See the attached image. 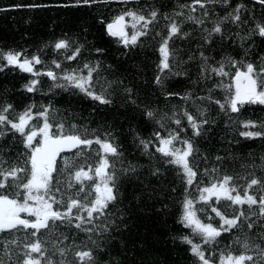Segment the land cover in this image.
Returning a JSON list of instances; mask_svg holds the SVG:
<instances>
[{
	"label": "trees",
	"instance_id": "16d2710c",
	"mask_svg": "<svg viewBox=\"0 0 264 264\" xmlns=\"http://www.w3.org/2000/svg\"><path fill=\"white\" fill-rule=\"evenodd\" d=\"M72 2L74 0H0V9H4L0 11V49L5 52L20 51L29 58L39 55L42 63L35 65L34 70L45 72L51 68L61 75L62 70L82 67L85 61L94 63L100 60L101 77L124 81V85L117 86L113 90L114 94L111 97L113 103L101 105L80 93L78 89L55 87L56 82L46 75L35 77L31 73L22 72L19 68L9 67L0 72V107L11 104L13 111L8 115L10 118H15L32 105L33 120L30 125L36 127L44 122L43 118L36 114L47 107L50 109V123L53 125L64 123L67 133H78L89 139H93L96 135L103 137L104 133L111 132L123 154L121 160L109 158L115 161L116 169L126 167L130 162L139 165L140 168L138 178H128L118 172L119 200L109 209L112 214L110 218L116 219L118 229L114 228L110 230V234L97 236L95 233H85L74 226L62 224L55 233L45 232L41 236L42 241L45 242V255L51 257L55 264H60L61 260H65L66 264H76L75 251L93 249L100 264H199L190 252V245L182 243L180 239L182 236H188L194 243L202 244L200 236L194 235L190 228H185L178 222L183 212L185 197L193 201V207L197 209V216L202 222L219 226V217L211 212L209 205L219 208L229 217L237 215L240 211L249 213L248 206L229 207L230 202L227 201L217 204L215 197L209 201V204H204L199 200L201 194L199 190L217 182L224 175L234 177L232 183L241 194L253 177L264 180V136L249 139L239 134L245 130L264 131V128L242 127L245 121H252L257 125L264 124V105L245 104L240 107L239 112L232 113L229 109L226 115L221 110L220 104L215 103V101L225 103L226 99L235 92L232 77L236 69L230 66L229 58L256 65H260L264 58V41L260 37H254L251 42L242 40V37H247L257 23L264 24V6L256 4L254 0H231V7L227 8L219 3L206 5L209 16L205 18L202 16L204 10L198 5H193L197 11L191 14L204 19V24L201 26L186 20L189 10L180 7V5L192 4L193 0H129L128 3L110 0L107 4H95L91 7L56 6ZM33 3L50 6L37 9L14 7L18 4ZM238 3L246 6V11L242 13V22L239 25L225 23L224 38L221 39L217 35L214 36L212 44H206L204 36L207 33L204 29H211ZM129 9L140 12L146 17L152 10L158 11L156 22L150 25L149 35L141 37L140 46L130 50L119 44L116 38L109 37L104 30V24L100 23L101 20L110 22L113 17ZM180 11H183L185 16H175V13ZM164 16L182 22V31L190 35L175 38L171 42L172 47L177 51V59L183 62L177 70H184L187 75L169 76L161 88L154 83V79L157 74L156 66L160 60L157 49L162 36L168 34L166 25L170 22L165 20ZM126 21L131 23L128 17ZM128 31H132L131 27ZM60 38L75 41L73 47L77 43L84 45V50L77 60L65 59V55L71 54V50L64 54L53 51L51 45ZM97 47L105 50L102 55L96 54ZM201 52L209 58L208 64L212 67H219L223 62L226 65L225 71L229 75L221 77L213 74L209 79H203L201 66L204 62L200 56ZM189 57L193 59L189 60ZM53 60L61 62L62 69H55ZM0 63L4 62L0 61ZM240 67L244 70L242 64ZM32 79H38L39 84L37 91L29 93L23 86ZM59 83L65 82L60 80ZM124 86L133 88L132 98L135 99V104L131 103L123 92ZM168 93L178 95L169 96ZM186 93H191L192 99L187 101L181 99ZM209 96L211 100L199 99ZM145 109L155 111L156 118H162L164 127H160L155 120L147 119L144 115ZM185 110L197 121L205 118L209 120V123L204 125L201 136L192 135L193 130L183 115ZM201 112H204L203 116ZM174 119L180 120L179 126L173 122ZM73 124L77 126L75 129L72 128ZM52 130L55 132V127ZM156 131L164 137H167L169 132H178L181 140L193 141L198 151L190 157L192 166L197 172L192 185L184 182L176 166L164 163L160 154L155 153L154 147H151L150 151L154 153L155 159H150L138 146L139 141L135 139L137 135L145 140H154L153 133ZM22 139L18 133L12 132L0 137V157L7 161L4 167L16 165L26 167L28 150L24 148ZM175 146L183 147L180 141H177ZM77 151H83V155L76 156ZM98 152L99 145L93 144L91 148L82 146L81 149L60 153L57 157L59 167L64 168L65 158L73 166L58 174L61 183L56 185L60 189L55 193L57 199L66 203L69 197L82 199L85 196V193L77 194L80 186L74 181H71L73 188H68L69 172L81 166H84L85 170L89 166L94 167L99 160ZM217 156L222 159L217 160ZM153 167L160 168L161 174L152 176L150 172ZM214 168L218 171L214 172ZM90 183L85 182V185ZM87 190L91 191V188ZM15 191L9 189L8 194L14 195ZM53 191L55 192V188ZM2 192L4 190L0 189V193ZM249 194L259 196L258 186L250 189ZM53 207L60 211L64 210L62 205H53ZM80 214L86 216V213ZM121 214H123L122 222L119 219ZM103 219L102 217L95 223L102 225ZM249 222L255 225L252 230L247 227ZM240 224L239 228L222 233L217 238V243L202 244L206 255L217 264L222 252L255 256L253 248L246 250L241 246L244 240L264 246V239H261L264 236V218L258 215L250 216L249 220L242 218ZM64 236L67 239H63ZM89 236L92 240L101 243L105 251H96ZM24 237L23 230L15 233H0V246L11 239H17L22 246L25 242ZM60 240L63 242L59 243ZM53 241H57L59 247L69 249L65 257L59 255ZM0 256H2V247H0ZM15 259L16 256L13 255V260Z\"/></svg>",
	"mask_w": 264,
	"mask_h": 264
},
{
	"label": "snow or ice",
	"instance_id": "6c2138e0",
	"mask_svg": "<svg viewBox=\"0 0 264 264\" xmlns=\"http://www.w3.org/2000/svg\"><path fill=\"white\" fill-rule=\"evenodd\" d=\"M109 2L110 0H74L72 3H63L56 6L64 8L91 7L95 4H107ZM119 2L128 3L129 0H119ZM254 2L264 6V0H254ZM216 3L222 4L226 8L231 7V0H193L192 4L180 5V7L189 10L186 20L203 26L204 19L191 14L197 11L193 5H198L200 9H203L202 16L206 18L209 16L206 5ZM49 6L33 3L27 5L18 4L14 7L37 9ZM3 10L0 9V11ZM244 11H246V6L243 3H238L232 8L231 12L221 17L220 21L215 23L211 29H204L207 33L204 36L205 43L212 44L214 36L217 35L223 39V25L229 22L239 25L242 22V13ZM175 16H185V13L183 11L176 12ZM126 17L130 18V24L126 21ZM157 17L158 11L155 9L149 12L147 17L140 12L129 9L113 17L110 22L101 20L100 23L104 24V30L109 37L116 38L119 44L125 49L130 50L131 48L140 46V38L149 35L151 30L150 25L156 22ZM164 19L170 22L166 25L168 34L167 36H162L157 49L160 60L156 66L157 74L154 79V83L161 88L169 76L187 75L186 71L177 70L180 63L183 62L177 59V51L172 47L171 42L175 38H184L190 35V33L182 31V22H178L176 19L168 16H164ZM137 25L140 27L138 28ZM129 27L132 29L131 32L128 31ZM157 35L161 34L157 33ZM257 36L264 41V24L257 23L255 28L249 31L247 37H242V40L251 42ZM74 43L76 42L68 38H60L51 47L58 54L68 53L71 50V54L65 55V59L73 61L77 60L84 50L83 44L77 43L73 47ZM104 51L103 48H95L97 55H102ZM200 56L204 62L201 66V77L203 79H209L213 74L221 77L229 75L225 71L226 65L223 62L220 63L219 67H212L208 64L209 58L203 52H201ZM191 59L193 57H189V60ZM0 61L4 62L0 63V72L4 71L5 68L12 67L19 68L22 72L31 73L35 77L46 75L49 79L56 82L55 87L78 89L80 93H83L86 97L101 105L112 104L113 99L111 97L114 94L113 90L117 86L124 85L123 80H108L106 77H101L102 62L100 60H96L94 63L85 61L82 67L62 70V75L51 68L45 72L34 70L35 65L42 63L39 55H33L29 58L20 51L9 50L5 52L0 49ZM229 63L231 67L236 69L235 75L232 77L235 84V92L231 97L226 99L225 103L221 104L219 101H215V103L220 104L221 110L226 115L229 109L232 113L239 112L240 107L245 104L259 103L264 105V58H262L260 65L243 60L237 61L231 58H229ZM52 64L55 66V69H62L61 62L53 60ZM241 64L244 70L241 69ZM109 67L111 66L109 65ZM60 80L65 83H59ZM38 84V79H32L23 88L25 91L33 93L37 91ZM209 91L211 92V89ZM123 92L131 103H136L135 99L132 98L133 88L124 86ZM168 95L178 94L168 93ZM181 99L185 101L192 99L191 93H186ZM199 99L211 100V97H199ZM32 108L33 106L30 105L17 117L10 118L8 114L13 111V106L5 104L0 107V137L8 135L9 132L18 133L23 138L24 148L28 150L25 161L26 167L18 165L4 167L7 161L0 157V189L4 190V192L0 193V233H15L20 230H23L25 233V242L22 246L17 239L7 240L0 246L2 247L0 264H55L51 257L45 255V242L42 241L41 236L45 232L55 233V230L62 224L74 226L85 233H95L97 236L110 234L111 229L119 228L116 219L110 218L112 214L109 211L110 206H114L119 200L118 183L120 175H118V172L128 178H138L139 165L130 162L126 167L117 170L115 161L109 159L110 157H114L116 160H121L123 155L119 150V145L115 143L111 132L104 133L103 137L96 135L93 139L86 138L78 133L69 134L65 131L64 123L56 125L50 123V109L47 107H44L42 112L36 114L43 118V124L39 127L32 126L30 125V122L33 120ZM144 115L149 120H155L160 127H164V124L161 122L162 118L157 119L155 111L145 109ZM183 115L193 130L192 135L194 137L201 136L204 132V125L208 124L209 120L205 118L204 120L197 121L186 110ZM201 115L203 116L204 112H201ZM173 122L177 126L180 125L179 119H174ZM54 127L56 129L55 132L52 130ZM76 127L75 124L72 125L73 129ZM242 127L244 129L264 128V124L257 125L255 122L245 121L242 123ZM239 134L242 137L252 139L264 136V131L245 130ZM153 136L154 140H145L139 135L136 136L135 139L139 141L138 146L143 149V153L150 159H155L154 153L150 151V148L154 147L155 153L160 154L164 163L176 166L180 170L179 174L182 175L184 182L187 185H192L197 177V172L192 166L190 157L198 151L193 141L191 139L181 140L178 132H169V135L164 137L159 131H156L153 133ZM37 137H39V140H37ZM177 141H180L183 147H176ZM93 144L99 145V160L97 164L94 167L89 166L87 170H85L84 166H81L75 171L69 172L70 182L68 183V188H73L71 181H74L76 185L80 186L77 194L85 193V196L82 199L69 197L66 203L61 199H57L55 193L59 192L60 189L56 185L61 183L58 179V174L71 169L73 166L65 158L64 168L61 169L57 163V157L64 151L81 149L82 146L84 148H91ZM75 155L81 156L83 155V151H77ZM216 159L221 160L222 158L217 156ZM213 171L216 172L218 170L214 168ZM150 174L158 176L161 174V170L158 167H153ZM233 180L234 177L224 175L222 179L199 190L201 193L199 200L204 204H209V201L215 197L217 204L221 201H227L230 202L228 204L229 207L248 206L249 213L246 214L244 211H240L237 215L229 217L219 208L209 205L211 212L215 213L216 217H219V226L202 222L197 216V209L193 207V201L188 199L187 196L184 199L183 212L178 222L185 228H190L194 235L200 236L203 245H213L218 242L217 238L222 233L239 228L242 218L249 220L250 216L257 215L264 218V180L253 177L242 194L237 191V187L232 183ZM85 182L91 183L86 186ZM254 186H258L260 191L259 196L249 194V190L253 189ZM89 187L91 191L87 190ZM54 188L55 192L53 191ZM9 189H15V194H8ZM89 197L92 198L89 199ZM53 205H62L64 210L60 211L54 208ZM80 213H86V216ZM22 214H26V216H22ZM102 217L104 218L102 225H97L95 221L100 220ZM119 219L121 222L123 221V214L120 215ZM74 221L75 223L73 224ZM254 226L253 222L247 224L249 230H252ZM63 239H67V237L64 236ZM180 239L182 243L190 245V252L199 264H217L209 255H206L202 244L194 243L188 236H182ZM261 239H264V236ZM89 240L95 246L96 251H105L102 244L96 240H92L91 236H89ZM62 242L63 240L59 241V243ZM237 242H239V238H237ZM53 245L61 257L67 255L68 248L59 247L57 241H53ZM241 246L246 250L253 248L256 255H246L244 253L233 255L231 252L227 254L222 252L219 257V264H245V262H248V264H264V246L252 244L248 240H244ZM16 249H19V251H16ZM13 255L16 256L15 260H13ZM74 256L76 264H100L93 249L77 250L74 252ZM60 264H66V261L61 260Z\"/></svg>",
	"mask_w": 264,
	"mask_h": 264
}]
</instances>
